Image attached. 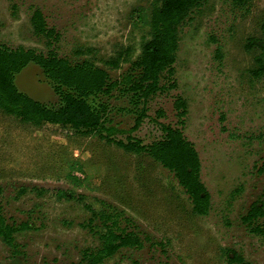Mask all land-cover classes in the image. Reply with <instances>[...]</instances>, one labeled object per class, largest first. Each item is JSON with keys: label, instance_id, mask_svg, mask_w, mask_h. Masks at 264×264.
Listing matches in <instances>:
<instances>
[{"label": "rangeland", "instance_id": "374dc122", "mask_svg": "<svg viewBox=\"0 0 264 264\" xmlns=\"http://www.w3.org/2000/svg\"><path fill=\"white\" fill-rule=\"evenodd\" d=\"M152 1L0 0V41L46 51L30 22L38 7L61 34L60 55L75 59L76 48L92 47L97 59H105L129 46L135 57L149 31L138 14ZM263 17L264 0H250L244 7L233 0H208L181 29L177 88L150 101L149 114L155 117L161 108L166 117L160 121L167 122L176 121L175 94L188 102L184 133L200 154L202 179L211 194L212 208L206 216L193 213L174 175L151 157L126 152L97 136L37 128L0 110L5 214L17 222L33 217L36 223L34 229L16 235L21 246L17 254L0 238V264H81V249L98 240L79 226L90 216L83 206L59 197L58 191L66 190L112 203L154 240L166 244L123 249L103 264H228L225 248L264 264V238L241 221L254 201L264 203V76L250 73L260 50L245 48L249 37H264ZM127 67L108 71L117 78ZM16 84L37 100L58 102L35 64L16 76ZM113 117L125 130L134 123L128 113L114 112ZM160 133L146 118L132 135L150 143ZM126 135L118 133V138ZM71 173L79 184L69 179ZM21 187L29 192L15 198ZM33 187L45 192L39 196Z\"/></svg>", "mask_w": 264, "mask_h": 264}, {"label": "trees", "instance_id": "16d2710c", "mask_svg": "<svg viewBox=\"0 0 264 264\" xmlns=\"http://www.w3.org/2000/svg\"><path fill=\"white\" fill-rule=\"evenodd\" d=\"M207 1L153 0L148 9L138 14L140 21L149 27L148 37L142 41L139 54L134 57L132 47L121 46L105 59H97V50L92 47L76 48L75 59L60 55L58 44L61 34L49 26L40 8H34L30 17L33 33L45 42L48 49L11 47L0 41V110L37 128L83 137L97 136L126 152L151 157L174 175L188 196L193 213L208 215L212 198L202 179L200 154L184 133L187 100L181 94L174 95L175 122L160 121L166 117L161 108L155 117L149 114L152 99L177 88L176 62L181 29L194 19V14L204 8ZM233 2L244 7L250 0ZM261 28L264 35V17ZM245 48L248 51L252 48L260 50L255 58L257 66L250 73L256 78L264 76V37H249ZM219 56L222 57L221 53ZM97 61L105 67L98 65ZM30 64L43 70L58 97L57 103L37 100L18 88L16 76ZM123 64H128L126 70L119 77L112 78L108 69H120ZM122 99L123 105L114 104ZM114 112L132 115V127L128 130L120 128L115 123ZM146 118L161 131L160 136L150 143L132 135ZM118 133L127 135L118 138ZM69 179L79 184L80 179L76 175L69 174ZM31 191L39 196L45 192L38 187L31 188ZM4 192L0 185V238L17 254L21 246L16 235L34 229L36 223L33 217L20 222L7 217ZM27 192L26 187H21L15 198ZM58 193L60 198L79 202L90 215L79 226L95 236L98 244L81 249V264H103L123 249L139 250L147 244L151 247L166 246L142 230L124 210L104 199L68 190ZM241 221L248 231L264 238L263 201H254L241 216ZM223 255L228 264H255L232 248H225Z\"/></svg>", "mask_w": 264, "mask_h": 264}]
</instances>
